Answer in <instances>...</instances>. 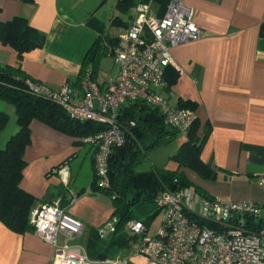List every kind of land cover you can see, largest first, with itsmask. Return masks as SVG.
<instances>
[{"label":"crops","instance_id":"obj_1","mask_svg":"<svg viewBox=\"0 0 264 264\" xmlns=\"http://www.w3.org/2000/svg\"><path fill=\"white\" fill-rule=\"evenodd\" d=\"M119 1L34 0L29 7L22 0H0V22L22 15L45 35L42 47L25 52L21 59L12 46L0 41V63L20 66L31 79L50 88L70 83L80 93L85 56L99 41L98 60L88 66L94 81L105 89L118 75L113 43L129 26L138 6L148 4L150 13L161 17L168 2L136 0L123 12ZM184 1L194 8L195 21L203 34L171 48L170 67L176 77L168 92L160 89L159 93L168 101L174 99V106L179 101L194 106L198 116L195 134L201 137L206 131L201 158L214 176L204 178L185 167L180 170L208 194L204 197L264 200V183L260 184L264 181V0ZM107 59L117 66L116 70L99 79ZM76 141V137L40 120L30 122L19 185L36 198L32 211L55 200L67 210L72 193L77 195L73 204L95 197L96 191L87 195L89 186L93 187L94 147ZM172 142L176 152L184 139L176 133L162 145ZM172 155L153 168L176 169ZM82 169L89 177L87 188L84 183L78 185ZM61 170L66 172L67 182L62 180ZM72 242L78 243L76 239ZM57 259L58 252L34 230L16 232L0 221V264H54ZM133 260L136 264H158L144 257Z\"/></svg>","mask_w":264,"mask_h":264},{"label":"built area","instance_id":"obj_2","mask_svg":"<svg viewBox=\"0 0 264 264\" xmlns=\"http://www.w3.org/2000/svg\"><path fill=\"white\" fill-rule=\"evenodd\" d=\"M202 34L194 8L184 0H168L161 17L152 15L148 4L143 3L115 41L113 57L118 75L105 89L90 78L80 81V93L68 83L53 89L42 82L27 81L30 90L58 104L71 118L104 124L102 130L84 138L94 147L93 180L97 186L110 187L109 156L114 146L123 143L117 122L123 105L140 102L158 109L167 125L187 138L197 112L171 105L159 92L168 88L165 68L170 64L171 48L197 40ZM60 174L67 182L66 172L61 170ZM76 199L72 193L70 203ZM154 202L160 215L156 232H150L149 226L137 219L126 223L137 235L133 253L158 264H264V224L258 229L247 225L264 217V200L209 198L188 186L166 190ZM115 222L109 220L100 227V236L113 232ZM30 224L58 252L54 264H126L119 255L92 259L82 244L71 242L83 233L84 224L68 214L58 200L33 210Z\"/></svg>","mask_w":264,"mask_h":264},{"label":"trees","instance_id":"obj_3","mask_svg":"<svg viewBox=\"0 0 264 264\" xmlns=\"http://www.w3.org/2000/svg\"><path fill=\"white\" fill-rule=\"evenodd\" d=\"M22 1L29 7L34 5V0ZM135 2L136 0H120L118 7L126 12L135 5ZM44 40V33L32 27L22 15L0 22V41L12 46L17 51L18 59H21L25 52L42 47ZM114 44L115 42L113 47ZM100 47V42L96 41L86 54L82 79L90 78L94 81L93 71L89 68L97 62ZM175 77L176 73L169 64L165 68L167 92ZM28 80L36 82L20 66L0 63V102L13 106L17 124V131L8 138L4 147L0 146V221L16 232L33 230L30 216L36 198L19 185L25 166L23 154L29 143L30 122L33 119L40 120L76 137L77 143H85L84 138L105 127L99 122L71 118L58 104L30 90ZM178 103L179 107L194 109V106L186 102ZM117 120L122 131L123 143L114 146L109 156L110 187L100 188L94 180L92 185L95 190L107 193L112 201L110 220H116L115 229L109 234L112 235V242L120 248H131L130 239L135 238L137 241V235L127 229L126 223L137 219L150 226L153 217L158 213L154 200L159 194L166 190L193 186L199 194L208 196L192 184L184 171L180 170L181 167L195 171L204 178H211L214 174L209 164L201 158L206 131L201 137L195 134L197 120L191 126L180 148L171 156V160L177 163L176 169L152 168L143 172L136 171L143 157L150 150L172 139L177 131L167 125L158 109L140 102L123 105L118 111ZM8 121L9 114L0 109V136ZM262 224L264 217L247 225L252 229H258ZM97 233L99 238H104L100 236L99 229Z\"/></svg>","mask_w":264,"mask_h":264},{"label":"rangeland","instance_id":"obj_4","mask_svg":"<svg viewBox=\"0 0 264 264\" xmlns=\"http://www.w3.org/2000/svg\"><path fill=\"white\" fill-rule=\"evenodd\" d=\"M107 63L105 64L104 71L99 75V79H103L105 75L108 73H113L116 70V65H113L110 59H107ZM169 103L172 105L174 103V99H169ZM0 109L6 111L9 114V121L7 126L2 131L0 136V146L4 147L8 138L14 134L16 130V122H15V113L12 105L2 102L0 103ZM176 144L174 142L169 145H161L157 148H154L148 152V154L143 157L141 162L137 165L136 171L143 172L152 169L154 166L162 165L166 161H169L170 155L175 153ZM80 152H83V148L80 147ZM85 150V149H84ZM78 157V156H77ZM75 157L73 160L76 162ZM80 155L78 157V161H80ZM86 182V184H85ZM77 183V182H76ZM85 185V188L89 186V177L87 176V172L84 169L78 175V185L81 187ZM89 193L87 195H93V191H96L95 197H91L89 202H76L66 205V211L72 215L81 219L84 224L83 233L76 238V242L82 244L84 247L88 257L92 258H114L116 256H121V258L126 259L127 257H131L130 261L128 260L126 264H136L133 259H137L140 257H144L147 260L146 256L142 254H135L132 252L135 244V238H131V247L120 248L114 242H112V235H106L104 238H99L98 229L102 227L107 221L111 218V213L113 210L112 201L110 197L101 190H94L89 186ZM160 215L156 213L153 217L149 231L154 233L159 227ZM72 242V241H71ZM151 262H154L150 260ZM156 263V262H155Z\"/></svg>","mask_w":264,"mask_h":264}]
</instances>
